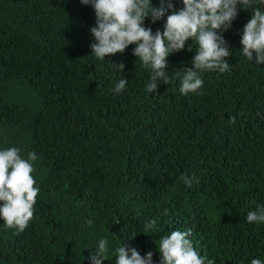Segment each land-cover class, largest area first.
<instances>
[{"label": "trees", "instance_id": "1", "mask_svg": "<svg viewBox=\"0 0 264 264\" xmlns=\"http://www.w3.org/2000/svg\"><path fill=\"white\" fill-rule=\"evenodd\" d=\"M250 4H238L221 33L229 70L202 72L203 86L185 95L177 71L192 67L194 39L167 57L168 84L148 93L151 69L135 45L104 60L91 53V5L0 0V150L16 147L25 159L35 152L40 189L23 232L0 219V264H90L101 238L103 264H115L120 245L141 257L151 251L159 264V240L173 230H190L214 264H264V222L246 220L264 206V63L255 53L249 61L240 44L252 8L264 3ZM166 15L144 26L163 31ZM121 78L128 82L116 92ZM185 173L196 178L191 187Z\"/></svg>", "mask_w": 264, "mask_h": 264}, {"label": "clouds", "instance_id": "2", "mask_svg": "<svg viewBox=\"0 0 264 264\" xmlns=\"http://www.w3.org/2000/svg\"><path fill=\"white\" fill-rule=\"evenodd\" d=\"M80 3L91 5L95 13V26L89 30L95 41L90 44L91 53L104 60L106 56L123 53L130 44L135 45L133 55L144 67L151 69L152 74L145 86L148 93L154 92L160 81L168 84L167 57L182 50L186 41L194 39L197 49L191 60L192 67L177 71L179 91L185 95L203 86L202 72L217 70L223 73L229 70L225 58L231 51L221 33L228 30L237 17L238 4L242 8L251 7L250 0H182L183 7L178 11L174 10L171 0H160L158 7H153L150 0H80ZM165 15L163 31L157 29L153 34L150 27L144 26L146 17L150 16L155 23ZM240 44L242 54L249 61L255 53L256 63H264V10L252 8L251 17L242 29ZM113 65L121 72L124 69L123 63ZM127 82L121 78L115 85V91L123 90ZM235 122L236 117H231L230 123ZM36 160L35 152H28L25 159L16 147L0 150V219L5 227L17 232H23L34 216V205L40 191L32 175V162ZM180 179L191 187L196 178L185 173ZM164 212L167 214V209ZM246 220L257 224L264 222V206L248 211ZM85 224L90 227L93 221L87 219ZM156 225L157 219L149 220L144 226L145 232H155ZM190 235V230H173L161 237L159 264H214L206 254L202 256L194 248L188 238ZM108 251V240L101 238L97 249L89 254L90 264H103ZM115 253V264H153L151 251L141 257L135 248L126 249L120 245ZM250 264H262V261L254 258Z\"/></svg>", "mask_w": 264, "mask_h": 264}]
</instances>
